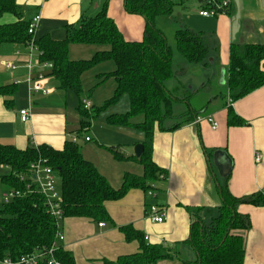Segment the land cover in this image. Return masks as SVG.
<instances>
[{
    "label": "crops",
    "instance_id": "crops-1",
    "mask_svg": "<svg viewBox=\"0 0 264 264\" xmlns=\"http://www.w3.org/2000/svg\"><path fill=\"white\" fill-rule=\"evenodd\" d=\"M16 2L25 19L31 20L40 14L33 34L37 40L45 35L64 39L66 26L95 16L104 5L126 40L140 41L145 31L144 17L129 13L126 0ZM173 2V13L157 16L155 25L166 35L172 48L174 76L164 85L171 106L180 107L173 111L171 108L172 112L161 127H156L151 140L152 158L167 177L148 181L158 189L155 200L166 209L167 218L163 223H155L146 217L152 199L141 187H131L120 199L105 202L110 220L65 217L61 226L65 239L61 246L72 253L75 264H105V260H117L119 256L138 252L141 241L168 247L171 256L153 264H184L196 260L198 254L188 242L191 226L195 221H208L216 214L222 205V185L227 184L235 196L257 192L264 195V85L233 103V113L245 124L230 123L226 106L231 45L264 44V0H229L226 12L214 16L199 13L207 0ZM15 21L14 14L0 16V25ZM180 28H188L203 37L208 52L202 62H190L178 51L175 33ZM102 48L97 44L72 43L69 57L91 59ZM8 61L15 65L14 69L6 66ZM43 63L40 50L31 49L29 43L4 47L0 53V80L14 87L12 93L0 94V142L20 149L40 144L62 149L67 140L83 138L85 145L80 147L83 156L93 162L114 188L123 185L126 173L142 175L143 165L134 157L135 146L143 144L145 134L134 127L108 121L112 114L129 111V96L124 94L77 136L81 116L75 106L79 98L73 99L69 89H64L57 76L50 74V69L41 79L50 93H29V65L35 79ZM114 69L115 62L105 60L87 70L82 76V88L83 96L89 100L83 99L92 106H101L112 97L116 80L104 75ZM23 108L30 111L26 122L20 115ZM207 115L218 121L217 129L206 121ZM91 130L95 131V143H92ZM87 136L91 139L86 140ZM217 151L226 157L219 159L220 167L231 163L228 174L222 175L214 163ZM8 172L7 166H0V208L8 185L1 176ZM239 211L248 214L251 223L249 228L233 231L243 238L244 264H264V205L244 203L239 205ZM123 225H132L143 239L128 241L120 230Z\"/></svg>",
    "mask_w": 264,
    "mask_h": 264
},
{
    "label": "trees",
    "instance_id": "trees-1",
    "mask_svg": "<svg viewBox=\"0 0 264 264\" xmlns=\"http://www.w3.org/2000/svg\"><path fill=\"white\" fill-rule=\"evenodd\" d=\"M208 5L206 4L205 7ZM173 0H126L129 13L141 15L146 21L143 38L126 40L110 18L105 5L92 17H84L79 23L66 26V37L62 40L45 35L35 39L29 32L31 20L25 19L16 0H0V16L11 13L17 21L0 25V53L4 47L31 43L40 50L43 61L52 63L50 74L57 76L64 89L74 91L79 98L81 136L98 115L124 94L130 99V109L123 114L108 117L111 124L134 127L145 134L144 151L134 157L143 165L142 175H124L123 185L114 188L90 160L86 159L77 139H69L62 149L48 144L28 146L25 149L0 142V166H7L9 172L1 177L11 189L21 194L0 208V259L10 256L19 259L44 246H51L57 232L56 218L46 207L45 197L36 184L29 179H20L27 174L31 163L41 160L50 166L62 182L61 206L64 217H86L97 221L110 220L105 206L108 200L123 197L131 187H141L145 192L151 187L148 181L166 179L167 175L153 160L152 137L156 127L171 113V98L164 82L174 76L172 48L166 35L155 25L159 15L173 13ZM178 51L190 62H202L208 52L203 37L188 28L175 33ZM72 43L97 44L102 49L91 59L74 60L69 57ZM105 60H113L115 69L104 75L113 76L116 87L112 97L101 106L91 104L86 108L83 99V74ZM264 44H232L228 69L229 95L226 106L230 123L245 124L233 113V103L264 85ZM12 85L2 84L0 94H10ZM230 99V100H229ZM88 101V100H85ZM57 177V178H58ZM30 182L31 186H27ZM222 205L208 221H195L190 230L188 242L198 258L184 264H244L245 248L243 238L233 233L236 229L250 227L248 214L239 211L240 204L264 205L261 192L235 196L227 184L220 189ZM126 239L142 240L140 231L132 225L120 226ZM56 257L62 264H75L72 253L60 246ZM168 247L147 244L141 241L136 253L119 256L117 260H105V264H153L170 257Z\"/></svg>",
    "mask_w": 264,
    "mask_h": 264
},
{
    "label": "built area",
    "instance_id": "built-area-1",
    "mask_svg": "<svg viewBox=\"0 0 264 264\" xmlns=\"http://www.w3.org/2000/svg\"><path fill=\"white\" fill-rule=\"evenodd\" d=\"M206 4L208 6L201 9L199 13L204 16H214L226 12V8L229 6V0H207ZM40 18V14H36L32 17L29 24L30 33L34 34ZM29 45L31 49L36 48L33 42L29 43ZM6 66L12 69L15 68V65L11 61L6 62ZM50 68H52V63L44 61L43 67L37 73V78L34 79L32 76L33 71L31 65H29V75L27 80L30 83V94H32V92L38 91L42 92L43 94L50 93V89L45 88L41 83V79L45 77L44 72ZM83 102L86 108L90 107L89 101L84 100ZM20 115L22 121L24 122L30 119V111L27 108L21 109ZM205 119L208 123H210L213 129L218 128L219 123L214 119V117L207 115ZM74 140H76V138ZM86 140H90V137L87 136ZM257 159H260L259 155ZM19 175L20 179H29L33 184H36L39 191L44 195L45 203L49 212L56 218V237L51 246H44L35 252H30L23 255L19 259H13L10 256H6L3 259H0V264H62V262L55 255L56 250L61 246V243L65 239V236L61 231V222L65 217L61 206V196L56 189V175L52 168L41 160L31 163L29 172L27 174ZM27 186H31V183L28 182ZM157 192L158 189L153 186H151L146 191V196L149 197L150 200L152 199L148 205L146 217L152 222L163 223L167 218V213L166 209L162 205H159L155 200L157 198ZM20 194V190L11 189L10 191L4 193L3 203L10 202L13 198ZM101 225H103V223Z\"/></svg>",
    "mask_w": 264,
    "mask_h": 264
},
{
    "label": "rangeland",
    "instance_id": "rangeland-1",
    "mask_svg": "<svg viewBox=\"0 0 264 264\" xmlns=\"http://www.w3.org/2000/svg\"><path fill=\"white\" fill-rule=\"evenodd\" d=\"M179 57V56H178ZM181 57V56H180ZM181 59V58H180ZM176 62H178L177 60H176ZM75 92H73V91H71V90H69V95H73V99H76V97H77V99H78V96H77V94L75 93ZM75 97V98H74ZM83 97H86L85 95L83 96ZM86 98H88V97H86ZM72 100V97L70 96V99H69V101H71ZM88 100H89V98H88ZM70 104V103H69ZM95 104V103H94ZM178 107H180V105H173L172 106V111L173 110H175V109H177ZM75 108L78 110V102L76 103V106H75ZM78 113L80 114V112H79V110H78ZM80 120H81V118H80ZM90 135L92 136V138H93V141H92V143H95V141H94V138H96V135H95V131L94 130H91L90 131ZM90 137V136H89ZM91 139V138H90ZM78 144L80 145V147H81V149H82V147L85 145V142H83V138H80L79 139V141H78ZM56 175V174H55ZM58 176H56V180H55V182H56V189H57V191H58V193H59V195H62V182H61V179L58 177ZM5 189H6V191L4 192V193H6V192H8V191H10L11 190V187L10 186H8V185H5ZM2 205H3V203H2ZM64 223V221H62L61 222V226H62V224Z\"/></svg>",
    "mask_w": 264,
    "mask_h": 264
},
{
    "label": "water",
    "instance_id": "water-1",
    "mask_svg": "<svg viewBox=\"0 0 264 264\" xmlns=\"http://www.w3.org/2000/svg\"><path fill=\"white\" fill-rule=\"evenodd\" d=\"M143 151H144V145L142 143H139L135 146V155L137 157H140L142 155ZM219 159L224 160V159H226V157L224 158V155H221L217 151L214 153V163L220 169V172L222 175H225L226 173L228 174L230 167H231V163L227 162L225 165L223 163V167H220Z\"/></svg>",
    "mask_w": 264,
    "mask_h": 264
},
{
    "label": "bare ground",
    "instance_id": "bare-ground-1",
    "mask_svg": "<svg viewBox=\"0 0 264 264\" xmlns=\"http://www.w3.org/2000/svg\"><path fill=\"white\" fill-rule=\"evenodd\" d=\"M47 207V206H46Z\"/></svg>",
    "mask_w": 264,
    "mask_h": 264
}]
</instances>
